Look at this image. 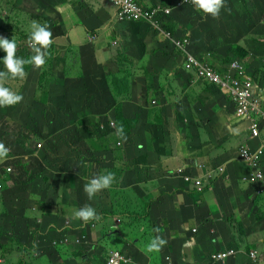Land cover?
I'll use <instances>...</instances> for the list:
<instances>
[{"label":"rangeland","instance_id":"obj_1","mask_svg":"<svg viewBox=\"0 0 264 264\" xmlns=\"http://www.w3.org/2000/svg\"><path fill=\"white\" fill-rule=\"evenodd\" d=\"M15 1L17 0H0V37L14 38L17 44L16 55L27 59L34 55L29 37L31 25L35 21L47 25L52 33V43L47 49L48 56L44 65L35 68L27 64L23 78L9 77L0 80V85L23 97L14 105L0 107V143L8 149L5 159L10 160L14 156L17 160V169L5 182L0 194L5 201L0 202V241L4 244L3 254L12 253L10 261H16L15 264H19V260L25 255L29 264H47L46 258L40 255V249L35 251V245L28 251L20 252L14 241L35 243L36 226L41 233L50 234L45 228L52 218L46 215L45 210L51 213L50 207L64 205L63 202L67 200L73 205L72 212L74 208L77 210L92 206L99 217L102 212L116 213L118 220L134 228L135 235L114 238V241L123 245L130 243L131 248L138 252L148 250L147 245L157 237L156 229L160 224L152 227L145 220L147 216H143L151 211L150 205L156 195L159 194L158 198L166 201L171 198L167 191H155L149 187V183L153 182L152 170L143 171L139 168L147 157H138L141 154L137 144L138 123L148 119V128L152 129L159 120V114L161 122L164 115L169 120L173 119L174 97H180L181 92L175 94L169 83L162 91L155 80L153 87L156 92L154 96L148 95L139 79L140 85L132 88L133 99L138 100V105L131 103V99L119 100L110 92L117 77L114 73L92 69L87 74L88 69L81 65L69 77L68 71L75 65L64 66L62 48L57 47L65 43L64 40H58L62 37L64 28L61 18L68 23L74 20V16L77 17L75 12L66 8L70 7L66 0H20L18 6L21 13L16 15L9 7V3L14 4ZM176 2L177 0H162L161 3H168L176 9L173 17L185 12L182 15L184 26H188L190 33L194 32L190 31V25L193 26L197 33V37L192 35L197 42L192 50L204 62L208 61L211 54H223L227 61L237 59L248 63L252 53L264 51V46H252L249 42L250 36L254 38V35H250L248 16L250 12L256 13L253 2L250 4L248 0H224L216 17L197 11L193 0L189 6L183 5L178 9L175 8ZM84 14L80 16L81 19H85ZM171 18L160 26L162 29L170 27V32L178 37L179 23L170 21ZM80 22L85 23V20ZM54 26H57L56 30H53ZM255 26H258L257 22ZM241 44L244 45L240 46ZM67 45L70 46L68 43ZM199 47L210 51L200 53ZM4 55L0 50V58ZM259 60L264 61V55H260ZM0 71H6L2 61ZM117 81L122 88L123 80ZM144 81L147 82L145 78ZM113 87L117 88L115 84ZM141 105L149 106L150 109L145 110ZM107 111H111L113 126L103 129ZM36 141L41 143L40 148ZM148 163L150 169L155 168L152 160ZM108 172L114 174L112 184L97 191L89 199L84 186L91 178ZM47 195L48 199H45ZM122 197L125 201L116 205L115 200ZM33 209L39 211L38 218L31 215L30 211ZM59 210L66 211L62 208ZM63 217L65 215L60 216ZM83 227L87 228V225L84 224ZM142 229H147L145 235L140 234ZM164 231L163 229L162 232ZM112 232L108 239L113 238ZM161 238L166 241L162 246L170 249L167 237ZM136 243L139 244L138 248L135 247ZM160 248L153 250L155 254ZM8 249L11 251L7 252ZM71 250L70 243L64 248L63 256H67ZM61 254L53 256L59 257ZM83 262H88L87 257Z\"/></svg>","mask_w":264,"mask_h":264},{"label":"crops","instance_id":"obj_2","mask_svg":"<svg viewBox=\"0 0 264 264\" xmlns=\"http://www.w3.org/2000/svg\"><path fill=\"white\" fill-rule=\"evenodd\" d=\"M66 1L70 6L66 8L75 12L77 17L74 16V20L68 23L61 18L64 35L58 40H64L65 43L57 48H62L64 66L75 65L68 71L69 77L74 70L81 68V65L88 69L87 74L92 69L114 73L117 77L113 85L117 88L112 85L110 92L119 100L131 99V103L138 105V100L133 99L132 88L140 85L139 79L142 80L148 95L153 93L155 80L162 91L169 83L175 94L181 92L180 97H174L175 117L169 120V117L164 115L161 122L162 117L159 114V120L152 129L148 128V119L138 123L140 125L137 138L141 149L138 157H147L139 168L143 171L152 170L153 174V182L149 183V187L155 191L163 189L171 198L167 201L154 200L150 205V214H145L143 218L147 216L145 220L152 223L158 220L162 222L156 229V235L167 237V243L174 251V264H210L204 261L203 257L211 249L218 251L230 248H237L238 253L225 264H254L251 253L260 256V261L256 264H264V187L263 191H259L252 184L241 181L242 176L250 174L252 169L241 161L239 155L242 145L256 151L261 140L250 137L248 122H241L234 117V107L221 89L204 82L195 83L181 71L180 58L176 55L173 42L189 36L195 43L193 48L197 44L193 38L197 37L193 26L190 25V31H194V34L188 31V26H184L182 15L185 12L182 11L179 16L173 17L175 9L169 14L172 17L170 21L179 23L177 37L170 32V27L152 28L148 24L118 21L114 7L105 0H81L86 5L80 7L74 5V0ZM140 1L148 5L162 4V0ZM248 1L250 4L253 2L256 9V13L248 15L250 35H254V38L250 36L249 42L252 46H264V0ZM19 2L20 0L14 4L9 3L16 15L21 13ZM191 2L192 0L189 3ZM188 4L185 6H189ZM82 12L85 13V19L80 17ZM80 20H85V23ZM256 22L258 26H255ZM242 45L244 44L240 46ZM198 51L206 53L210 50L199 47ZM260 55H264V51L252 53L247 63L237 59L227 62L225 55L211 54L206 63L223 75H226L231 63L243 66L252 77L254 73L255 90L264 110V61L259 60ZM224 70L226 72H223ZM120 79L123 80L122 88L117 81ZM141 106L145 110L150 109L149 106ZM107 116L109 117V114ZM263 138L264 133L261 136V139ZM149 160H152L155 168L150 169ZM199 165L204 166L203 172L198 168ZM219 166L225 167L226 177L217 178L211 186L202 191L195 190L192 186L187 187L181 176L178 178L174 175L180 168L190 170L196 175H204ZM260 169L264 172V158ZM44 198L48 199V195ZM123 201L125 200L122 197L120 200L116 199L115 203L119 205ZM63 203L64 205L50 207L52 212L48 215L54 222L72 218L67 219L70 229H74L71 233L77 234L79 232L76 222L81 221L73 215L76 209L72 212L73 205L69 200ZM32 207L34 208V205ZM60 208L66 211L59 210ZM30 213L35 218L39 217L37 209ZM61 215L65 217L60 218ZM116 217V213L102 212L99 220L91 222L88 233L94 248L97 245L100 246L98 250L119 246L138 252L131 248L130 243L123 245L114 241V238L135 235L134 228L123 222L118 223ZM47 227L55 238L57 228L52 223ZM193 230H197V233H193ZM111 231L113 238L108 239ZM146 232L147 229H142L140 234L145 235ZM135 247L138 248L139 244L136 243ZM170 249L162 246L157 254L153 250L140 251L142 258L138 262L166 264L162 256L169 253L171 255ZM85 254L89 255L90 252L85 250ZM63 255L64 253L59 264H72L83 259L79 256L75 260H67L68 256ZM7 256L13 258L12 253ZM45 258L47 264H52L47 256ZM11 263L15 264L16 261Z\"/></svg>","mask_w":264,"mask_h":264},{"label":"clouds","instance_id":"obj_3","mask_svg":"<svg viewBox=\"0 0 264 264\" xmlns=\"http://www.w3.org/2000/svg\"><path fill=\"white\" fill-rule=\"evenodd\" d=\"M105 1L114 7L115 17L118 21L128 22V23H136V24L137 23L147 24L145 22H132V21L124 20L119 15V9L114 4L110 3L109 1H107V0H105ZM135 1L140 5L150 6V8L155 7L156 5H159V6H163L165 8L170 9V12L172 10H174V7H171L170 5H162V4L148 5V4L143 3L140 0H135ZM190 1L191 0H181V1L177 0L175 8L178 9L181 6L188 4ZM223 2H224V0H193L194 7L197 11L205 13V14H210L212 17H216L219 14V11L223 5ZM74 5L76 7H80V6H83L86 4H83V2H81V0H74ZM170 12H169V14H170ZM169 14H163V15L158 16L159 26L161 25V23L166 21L165 19L167 17H169ZM51 37H52V33L48 29L46 24H40V23L34 21L31 25L30 37H29L30 42H31V48L33 50L34 55H32L31 57H29L27 59L19 57L16 55L17 44H16V40L14 38L7 39L4 37H0V50H2L5 53V55L2 58H0V61H2L3 65L6 69V71H0V80L6 79L9 77H11V78H23L26 75L25 65H27V64H31L35 68H39L42 65H44L46 62V57L48 56L47 49H48L49 45L52 43ZM186 37L189 39V41H191L190 49L193 52V50H192L193 40L189 36H186ZM174 50L176 52L177 57L180 58V64H182L183 62H182V58H181L180 53L175 48H174ZM228 69H229V66H228ZM253 77L255 78L254 73H253ZM22 98L23 97L20 93L13 92L8 87L0 85V107L14 105V104L20 102L22 100ZM107 114H109V117L107 116ZM110 117H111V111H107L105 113V124H107L108 127H109V123L112 122ZM38 144H41V143L38 142ZM7 156H8V149L2 143H0V161L4 160L5 161L4 163L6 164V162L9 161V160L5 159V158H7ZM219 167H223L224 171L219 172V170H218ZM219 167L213 169L214 171L212 170L214 172V178L208 182L206 188L211 186L212 182L215 181L217 178L226 177L225 167L224 166H219ZM198 168L200 169L201 172H203V168H204L203 165H199ZM249 168H251V167H249ZM11 169H12V167H11ZM251 169H252V172L250 174H252L255 171L254 168H251ZM11 172H12V170H11ZM176 175L180 178V176L178 174H176ZM248 175L249 174H244L241 178V181L244 183L252 184V183H249V182H246L243 180V178L245 176H248ZM113 176H114L113 173L108 172L104 175L95 176V177L91 178L89 180V182L84 186V191L87 193L88 198L91 199L97 191H99L101 189L108 188L113 182ZM2 185H3V187L0 191V194L3 191L5 184H2ZM252 185L255 186L257 190L263 191L264 186H261L260 184H252ZM186 186L188 187L190 185H186ZM192 188L197 190L193 186H192ZM155 200H161V199L157 197ZM163 201H165V200H163ZM148 214H150V212ZM73 215L75 218H77L81 221V223L76 222L77 229H78L79 233H77V234L71 233L74 231V229H70L71 226H70L69 221L67 219H72V218L61 219L63 221V225L61 228H57L58 233H57L55 238L53 236L50 237L47 233L43 232V234L45 236H49L50 246L61 247L62 248L61 253H63L64 248L71 243L72 250L70 252H68V254H67V256H69L71 253L76 251L74 249H76L77 246L84 245L85 250L90 252L89 255L84 254V258L86 259V257H87L89 264H107L109 258L114 253H118L121 256H124L126 259L129 260L127 263H120V264H141L140 262H138L142 258L140 253L133 251L131 249L120 247V249L113 248V249H103V250L100 249V250H98V247H100L99 245H97V247L94 248V245H93V242L89 236L88 230L90 228L91 222H96V220H99L100 217L97 214L96 210L92 206L81 207V208L77 209L73 213ZM116 218H118V216ZM93 219H95V220H93ZM158 221L153 222V223L150 221L149 222H150L151 226L153 227L154 225L157 226V224L159 222H160L159 224L161 225L162 222L161 221L158 222ZM117 222L121 223L120 220H117ZM84 224L87 225V228L86 227L82 228V226ZM115 226H117L116 223H115ZM45 229H47L50 232L48 227ZM65 229H67L66 232H64ZM72 234H73V236L71 237ZM165 243H166V241L164 239L157 236L151 240V243H149L147 245V248L149 251L159 250L160 246H162ZM212 243H214V242H212ZM91 249H93V251ZM230 249H234L236 251V255H237V253H238L237 248H230ZM170 251L172 252L171 255L169 253L167 255L162 256V259L164 261L166 260V264H174V262L172 260V259H174V256H175L174 251L171 249H170ZM0 256L5 258V261L3 264H12L10 261L11 260L10 257L5 255V254H2L1 251H0ZM235 256H232V257H235ZM232 257H230V258H232ZM61 258H62V256H61ZM226 261L224 263H222L220 261L214 262V263H210V262H208V263H210V264H215V263L225 264ZM19 264H29L28 259L22 257V259L19 260Z\"/></svg>","mask_w":264,"mask_h":264},{"label":"built area","instance_id":"obj_4","mask_svg":"<svg viewBox=\"0 0 264 264\" xmlns=\"http://www.w3.org/2000/svg\"><path fill=\"white\" fill-rule=\"evenodd\" d=\"M107 1L114 4L119 9V15L124 20L145 22L152 28L159 27V15L169 14L170 12V9L163 6L156 5L155 7L150 8V6L138 4L135 0ZM173 46L181 55L183 69L194 75V81H201L221 89L234 107V117L237 120L248 122L250 137L252 139L261 140L260 147L256 151L251 150L246 145H242L239 150V155L242 162L251 168H255V171L252 174L245 176L243 180L252 184H260L261 186H264V172L260 169L261 162L264 158V138L261 139V136L264 133V110L261 106L260 97L255 90L253 77L248 75L246 69L237 63H231L229 65L226 75L216 71L191 51V41H189L186 36L174 41ZM152 103L154 104V102ZM109 126H113V123L110 122ZM37 146L40 147V144H37ZM4 162V160L0 161L1 173L3 175L10 174L12 170L11 166L6 165ZM218 170L219 172H223L224 168L219 167ZM213 171L211 170L204 175H196L190 170L186 171L185 169L180 168L177 170V174L182 177L186 185L193 186L201 191L205 189L208 182L214 178ZM2 187L3 185L0 181V191ZM193 232L197 233V230H193ZM235 255L236 251L234 249L218 251L211 249L209 253L203 257V260L210 263L218 261L224 263L228 258ZM250 257L254 264L260 261V256H257L256 254L251 253ZM4 261L5 258L0 256V264H3ZM128 261L129 260L124 256L114 253L109 258L107 264H120L127 263Z\"/></svg>","mask_w":264,"mask_h":264},{"label":"trees","instance_id":"obj_5","mask_svg":"<svg viewBox=\"0 0 264 264\" xmlns=\"http://www.w3.org/2000/svg\"><path fill=\"white\" fill-rule=\"evenodd\" d=\"M252 14H253L252 12L249 13V15H252ZM169 18H170V16L167 17L165 20H168ZM133 24H136V23H133ZM227 62H229V61H227ZM180 67H181V71L185 75L188 76L189 80H194V75L192 73L185 71L183 69V67H182V64H180ZM223 72H226V70H224ZM155 92H156V90L154 88L153 89V93H152L153 96H154ZM147 94H148V92H147ZM107 100H108V102L112 103V101L110 99H107ZM105 127H108L107 124H105V126H103L102 128L104 129ZM36 142H39V141H36ZM40 147H41V144H40ZM6 165H10L12 167V172L10 174H4L3 175L1 173V169H0V181L2 182V184H5V182L8 180V178L13 176V172H15L16 169H17V160H15L14 156H12V159L7 161ZM160 201H163V200L161 199ZM0 202H2V203L5 202L2 199V196H0ZM45 213H47L46 214L47 216H50V215H48L49 214L48 210H45ZM50 223H52L56 228H61L62 225H63V221L62 220H58V221H55V222L51 221ZM36 228H38V229H36L37 230V238H36L35 243L34 242L20 243V242H18L16 240L14 241L17 244L18 251H20V252L28 251V249L29 250L32 249L34 247V245H35V251L40 249V255H42L44 257L47 256L52 264H59V260L61 259V256L56 257V256H53V255H55L56 253H61L62 248L59 247V246H56V247L50 246L49 236L51 237L53 235L51 232H49L50 233V234H48L49 236H45L43 234V232L41 233V231L39 230V227L36 226ZM66 231H67V229H65L64 232H66ZM0 233H1V230H0ZM32 234H29V235H32ZM0 251H1L2 254L5 252L4 251V244L1 241H0ZM10 251H11V249L7 250V252H10ZM84 254H85L84 245H79V246H77L76 251L71 253L68 256L67 260H75V259H77L80 256V257L83 258L80 261V262H82V264H89L88 262L87 263L83 262V261H85ZM23 257L28 259L26 255L23 256ZM80 262L78 261V262L72 263V264H80Z\"/></svg>","mask_w":264,"mask_h":264},{"label":"flooded vegetation","instance_id":"obj_6","mask_svg":"<svg viewBox=\"0 0 264 264\" xmlns=\"http://www.w3.org/2000/svg\"><path fill=\"white\" fill-rule=\"evenodd\" d=\"M56 29H57V26H54L53 30H56ZM63 35H64V28H62V37H63Z\"/></svg>","mask_w":264,"mask_h":264},{"label":"bare ground","instance_id":"obj_7","mask_svg":"<svg viewBox=\"0 0 264 264\" xmlns=\"http://www.w3.org/2000/svg\"><path fill=\"white\" fill-rule=\"evenodd\" d=\"M40 148V147H39Z\"/></svg>","mask_w":264,"mask_h":264}]
</instances>
